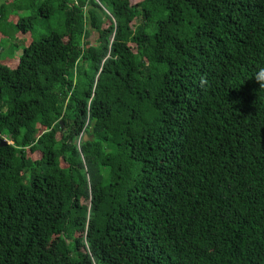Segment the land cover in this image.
I'll return each instance as SVG.
<instances>
[{"label":"trees","instance_id":"obj_1","mask_svg":"<svg viewBox=\"0 0 264 264\" xmlns=\"http://www.w3.org/2000/svg\"><path fill=\"white\" fill-rule=\"evenodd\" d=\"M260 66L264 0H0V264H264Z\"/></svg>","mask_w":264,"mask_h":264},{"label":"clouds","instance_id":"obj_2","mask_svg":"<svg viewBox=\"0 0 264 264\" xmlns=\"http://www.w3.org/2000/svg\"><path fill=\"white\" fill-rule=\"evenodd\" d=\"M253 79L260 84L261 89H264V66L257 68L253 74Z\"/></svg>","mask_w":264,"mask_h":264},{"label":"water","instance_id":"obj_3","mask_svg":"<svg viewBox=\"0 0 264 264\" xmlns=\"http://www.w3.org/2000/svg\"><path fill=\"white\" fill-rule=\"evenodd\" d=\"M62 126H63V123H62ZM86 139L88 140V137L87 136H86L85 140ZM7 144H8V141L3 140L1 145L4 146V145H7Z\"/></svg>","mask_w":264,"mask_h":264},{"label":"rangeland","instance_id":"obj_4","mask_svg":"<svg viewBox=\"0 0 264 264\" xmlns=\"http://www.w3.org/2000/svg\"><path fill=\"white\" fill-rule=\"evenodd\" d=\"M85 138H86V136H85ZM6 140V139H5ZM87 140V139H86ZM34 156H37L38 158H39V154L38 155H34Z\"/></svg>","mask_w":264,"mask_h":264}]
</instances>
